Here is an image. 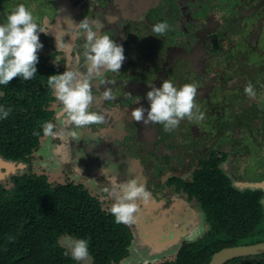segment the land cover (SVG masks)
<instances>
[{
    "label": "flooded vegetation",
    "instance_id": "obj_1",
    "mask_svg": "<svg viewBox=\"0 0 264 264\" xmlns=\"http://www.w3.org/2000/svg\"><path fill=\"white\" fill-rule=\"evenodd\" d=\"M54 1L61 4L66 10L65 16L69 15L72 21L68 24L66 17L62 16L57 23V13L50 17L52 22L45 20L41 24L48 32L39 34L44 47L38 56L48 58L53 55L49 59L50 64L63 72L67 69L86 71L82 54L84 40L76 36L74 27V23L84 18L89 20L94 30L99 29V35H109L125 50V60L119 73L106 72L92 81L96 97L92 110L104 115V123L80 129L73 126L78 140L69 135L73 130L70 127V131L62 137L45 136L42 144L46 147L38 151L42 157L48 156L51 162L56 155L59 160V157H64V161L71 160L72 164L82 168V177L90 178L89 187L100 183L98 189H102L104 194L101 198L109 208L115 202L109 195L113 183L136 179L152 194L148 204L137 200L139 211L135 221L128 224L133 243L129 256L120 264H136L139 258L145 256L149 258L141 263L152 264L148 262L155 256H164L169 251L175 256L183 241H196L207 234L209 224L201 204L194 195L189 197L185 191V184L191 183L195 171L206 163L239 191H264V181L256 183L264 174L263 148L254 143L255 147L243 151L236 148L234 156L230 155L229 147L214 148L224 139H228L225 142L233 146L235 135L228 129L234 128L225 126L222 118L214 126L206 105L217 87H223L226 95L233 99L231 93L240 92L250 83L241 73L247 64L243 58H235V62L241 64L238 66L233 63L225 67L215 65L226 63L229 56L232 57L235 45L250 44V49L255 48L256 59L262 64L257 69L259 72L253 76L248 74L249 79H264V48L261 46L264 44V0ZM67 3L77 7V10H67ZM4 19L0 18V24L5 22ZM164 21L169 23L170 29L165 36L156 37L152 27ZM60 23L63 26L67 23L70 27L68 32L74 37L72 43L61 41L66 45L63 47H58L57 42L60 41L54 37L56 33L51 35L54 30L52 25ZM50 37L53 39L52 46L45 41ZM257 44H260L259 47ZM251 69L248 70L251 72ZM164 80H170L177 88L187 83L198 86L196 102L199 106L204 105L200 110L203 109L205 114V120L200 125L185 119L178 128L166 132L163 125H145L132 119L134 108L141 105L149 107L147 91L152 86L159 87ZM103 89H110L114 98L103 100ZM116 90L118 95H115ZM61 107L56 99L51 103L52 123H59V127L62 125L59 121ZM193 126L199 130L189 132ZM193 136L199 137L195 146L189 142ZM123 140H129L130 146ZM66 144L69 150L64 147ZM75 176L80 179L77 173ZM201 231L203 235L200 238L190 240V235L193 237ZM163 260L167 258L160 259L156 264ZM251 260L243 257L238 262L247 264Z\"/></svg>",
    "mask_w": 264,
    "mask_h": 264
},
{
    "label": "trees",
    "instance_id": "obj_2",
    "mask_svg": "<svg viewBox=\"0 0 264 264\" xmlns=\"http://www.w3.org/2000/svg\"><path fill=\"white\" fill-rule=\"evenodd\" d=\"M52 57L39 56L33 79L16 77L0 85V106L12 109L7 119H0L2 160L28 166L44 146L42 125L52 122L55 100L47 77L63 73L50 64ZM49 161L61 166L60 160ZM66 175L55 183L26 167L0 180V264H81L65 255L61 240L66 235L89 240L91 264H120L129 256L131 228L115 222L101 195L72 173ZM185 191L201 204L209 231L196 241H183L175 256L158 264H209L222 248L263 241L258 239L264 232L263 190L239 191L206 163L185 184ZM251 258L247 264H264V255Z\"/></svg>",
    "mask_w": 264,
    "mask_h": 264
},
{
    "label": "clouds",
    "instance_id": "obj_3",
    "mask_svg": "<svg viewBox=\"0 0 264 264\" xmlns=\"http://www.w3.org/2000/svg\"><path fill=\"white\" fill-rule=\"evenodd\" d=\"M74 27L76 36L84 40L82 54L86 71L67 69L62 74L47 77V84L62 106L59 113L62 126L80 129L104 123V115L92 110L96 99L92 81L102 77L106 72L119 73L125 60V50L122 44H118L109 35H99V29L94 30L87 18L74 23ZM169 29L167 21L158 22L153 25L152 32L156 37H162ZM47 32L48 29L36 21L32 11L24 4L17 5L7 15L6 22L0 24V85L7 86L16 77H21L24 81L35 77L36 65L39 62L38 52L44 47L39 34ZM57 44L58 47L66 46L61 42ZM197 88L195 83H187L177 88L170 80H164L159 87L152 86L147 91L149 107L141 105L134 108L131 117L145 125H163L166 132L178 128L180 122L185 119L199 124L205 120V114L196 102ZM244 92L249 98L256 97L255 87L251 83L245 86ZM113 98L110 89L102 93V99L105 101ZM11 111L10 107L0 106V119H7ZM42 128L43 134L47 137L64 135L63 130H58L56 124L52 122H45ZM74 129L69 135L78 140V133ZM38 134L33 132V135ZM109 195L115 200L110 208L115 222L125 225L135 221L136 213L139 211L137 200L148 204L152 198L145 185L138 183L136 179L121 184L113 183ZM61 244L66 248L65 255L70 254L74 261L91 264L88 239L66 235L62 238Z\"/></svg>",
    "mask_w": 264,
    "mask_h": 264
},
{
    "label": "rangeland",
    "instance_id": "obj_4",
    "mask_svg": "<svg viewBox=\"0 0 264 264\" xmlns=\"http://www.w3.org/2000/svg\"><path fill=\"white\" fill-rule=\"evenodd\" d=\"M19 4H24L30 11H32L34 17L36 18V21L39 24H43L45 20L51 21L50 17H52L53 15H56L57 13L58 15L55 16V19L57 18L56 19L57 23H59L58 18L64 16L66 17L65 19H67L68 24L69 23L71 24L72 18L67 14L65 16L66 10L65 9L63 10V8L61 7V4L57 2L55 3L54 0H0V16H1L0 18H3V19L5 17L7 18V15L10 14V12L14 10L15 7ZM66 9L70 11L77 10V7L76 8L71 7V5L67 3ZM4 20L6 22V19ZM68 24L65 23L64 26L62 23H60L59 25H52L54 30L53 32L50 31L51 35L56 33L54 37H56L58 41L61 42L64 40L67 43H72L74 41V37L73 35H71L70 32H68L70 29V27H68ZM45 41H48V44L50 46L53 45V39L51 37L50 39L46 38ZM259 45L257 44V47H259ZM261 46H263L264 48V44H261ZM233 49L234 51L232 52V57L229 56L228 60H226V63L222 62V63H218L215 65L217 66L221 65L223 67L224 65L230 66L233 63V65L238 66L241 64L238 62H235V58H237V60H240V58H243L247 64L245 66L246 68L243 67L245 69H243L241 73H243L244 77L251 84L254 85L255 91H256V97L254 99L249 98L245 94L244 88H243L241 90L242 91L241 94H240L241 91L239 92V90H236L237 91L236 93H231L233 94L234 98L230 99V96L226 95L225 93L226 90H224L223 87L222 88L217 87L214 93L212 94L213 97L209 98L206 101L208 111H210V114L208 115H209V118L210 119L212 118V121L215 123L214 126L218 125L219 124L218 121H220L222 118L225 126L229 128L230 127L234 128V129H228L229 131H231L233 135H235L234 136L235 140H233V143H234L233 146H230V142H225L228 139L227 140L224 139V141L221 140L219 141L218 144L214 145V148L216 149H219L220 147H223L226 149L229 147L231 156L232 155L234 156V154L237 152L236 151L237 149L239 151L240 150L243 151L244 149L255 147L253 145L254 143H256L259 147H262L264 151V79L262 81H260V79L258 81H255V79L250 80L249 79L250 77L248 75L249 73H252V76H253L254 73L259 72L257 69L258 67L261 66L262 63L261 61L256 59L255 48L253 47L250 49V44H245V45L241 44L239 47L235 45ZM248 69H251L252 71L250 72V70ZM102 92H104V89ZM118 93L119 91L116 90L115 95H118ZM203 106L204 105H201L199 107L203 108ZM55 124L57 126V129L64 130V133H67L68 131H70L69 127L65 128L62 125L61 127H59V123H55ZM196 125H200V123ZM196 129L199 130L197 126L196 127L193 126L191 127V130H189V132H194ZM229 137L231 138L232 136H229ZM198 138L199 137L197 136H193L189 142H191L195 146ZM123 143L126 144L127 146H130L129 140H123ZM44 147H46V145H44ZM64 147H66L68 150L70 149V147H68L67 144ZM231 148L235 150H232ZM68 153H70V151ZM46 154H48V152H46ZM35 157H36L35 161L33 160L28 166L23 163L8 162L6 160L0 159V180H7L12 174L18 172L19 170H24L26 167H28V168H31L37 171V173L47 174L50 177L51 182H55V183L56 181L57 183L63 182L65 180V176H67L66 173L70 172L72 173V175H75L77 173L80 176V179L78 178L77 179L81 180L82 182L85 181L86 186L90 185V182H89L90 178L82 177L83 175H81L80 173L82 168L76 166V164H72L71 160H69L70 162L69 161L66 162L64 161L65 160L64 157L62 158L59 157L61 160L60 167H62V171L61 170L58 171L57 169H59L60 167L57 164H55L56 161H54L52 165L48 159V156L42 157V155L38 152ZM54 157L56 160H59L58 156L55 155ZM74 160H77L79 162V160L76 158ZM252 161L254 160L252 159ZM64 168L66 170H63ZM262 170H264V167H262ZM132 178L134 177L132 176ZM86 180H88V182H86ZM261 180L264 181V174L262 175V178L260 180L256 181V183L259 181L261 182ZM95 181H97V179ZM96 183L98 184L96 185ZM96 183H95V186H90V187L88 186V188H90V191L93 194L100 196L103 192H102V189H98V185L100 183L99 182H96ZM262 185L264 186L263 182H262ZM103 195L104 194H102L101 196L103 197ZM262 227H263L262 229L264 230V224ZM206 230H207V227L206 229H204L203 233ZM203 233L201 231L199 234L193 237L192 235H190L191 238L190 237L189 238L190 240H196L200 238L203 235ZM258 239L264 240L263 231ZM173 255L174 254L171 251H169L167 254H164V256H155L154 258H152L153 260H151L148 263L156 264V262H158L160 259L162 258L170 259ZM147 258L149 257L145 256L143 259L139 258L138 260L140 262L137 261L136 264H144V262L143 263L141 262L142 260L143 261L147 260ZM81 264H83V262ZM238 264H241V262H238Z\"/></svg>",
    "mask_w": 264,
    "mask_h": 264
},
{
    "label": "water",
    "instance_id": "obj_5",
    "mask_svg": "<svg viewBox=\"0 0 264 264\" xmlns=\"http://www.w3.org/2000/svg\"><path fill=\"white\" fill-rule=\"evenodd\" d=\"M249 16H253V14ZM258 255H264V240L252 244L222 248L213 254L209 264H226L237 258Z\"/></svg>",
    "mask_w": 264,
    "mask_h": 264
}]
</instances>
